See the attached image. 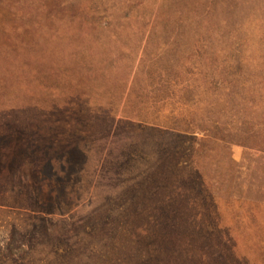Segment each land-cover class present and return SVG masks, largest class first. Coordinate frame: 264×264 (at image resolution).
<instances>
[{
    "label": "rangeland",
    "instance_id": "obj_1",
    "mask_svg": "<svg viewBox=\"0 0 264 264\" xmlns=\"http://www.w3.org/2000/svg\"><path fill=\"white\" fill-rule=\"evenodd\" d=\"M0 264H264V0H0Z\"/></svg>",
    "mask_w": 264,
    "mask_h": 264
}]
</instances>
